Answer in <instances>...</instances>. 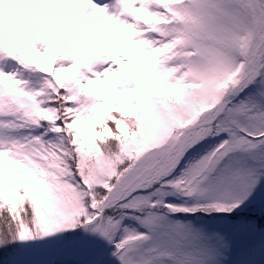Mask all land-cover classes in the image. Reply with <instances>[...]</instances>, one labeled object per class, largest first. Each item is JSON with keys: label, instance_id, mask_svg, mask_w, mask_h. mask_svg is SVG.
Returning a JSON list of instances; mask_svg holds the SVG:
<instances>
[{"label": "snow or ice", "instance_id": "6c2138e0", "mask_svg": "<svg viewBox=\"0 0 264 264\" xmlns=\"http://www.w3.org/2000/svg\"><path fill=\"white\" fill-rule=\"evenodd\" d=\"M264 264V0H0V264Z\"/></svg>", "mask_w": 264, "mask_h": 264}, {"label": "rangeland", "instance_id": "374dc122", "mask_svg": "<svg viewBox=\"0 0 264 264\" xmlns=\"http://www.w3.org/2000/svg\"><path fill=\"white\" fill-rule=\"evenodd\" d=\"M103 2V0H100ZM93 249L88 257V264H117L111 256L112 247L100 237L92 238Z\"/></svg>", "mask_w": 264, "mask_h": 264}]
</instances>
